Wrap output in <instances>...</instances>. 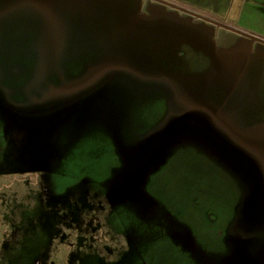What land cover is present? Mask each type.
I'll use <instances>...</instances> for the list:
<instances>
[{"label": "rangeland", "instance_id": "rangeland-1", "mask_svg": "<svg viewBox=\"0 0 264 264\" xmlns=\"http://www.w3.org/2000/svg\"><path fill=\"white\" fill-rule=\"evenodd\" d=\"M250 37L264 0H0V264H264Z\"/></svg>", "mask_w": 264, "mask_h": 264}, {"label": "water", "instance_id": "water-1", "mask_svg": "<svg viewBox=\"0 0 264 264\" xmlns=\"http://www.w3.org/2000/svg\"><path fill=\"white\" fill-rule=\"evenodd\" d=\"M252 40H256V41H259V42H263L264 43V41H262V40H260V39H258V38H256V37H250Z\"/></svg>", "mask_w": 264, "mask_h": 264}, {"label": "crops", "instance_id": "crops-1", "mask_svg": "<svg viewBox=\"0 0 264 264\" xmlns=\"http://www.w3.org/2000/svg\"><path fill=\"white\" fill-rule=\"evenodd\" d=\"M226 30H229V31H232V30H230V29H227V28H225ZM238 33V32H237ZM240 35H243V34H240ZM256 38H258V37H256ZM251 39V38H250ZM252 40V39H251ZM253 41H256V40H253ZM257 42H259V41H257ZM261 43H263V42H261Z\"/></svg>", "mask_w": 264, "mask_h": 264}, {"label": "flooded vegetation", "instance_id": "flooded-vegetation-1", "mask_svg": "<svg viewBox=\"0 0 264 264\" xmlns=\"http://www.w3.org/2000/svg\"><path fill=\"white\" fill-rule=\"evenodd\" d=\"M88 228V227H87Z\"/></svg>", "mask_w": 264, "mask_h": 264}]
</instances>
